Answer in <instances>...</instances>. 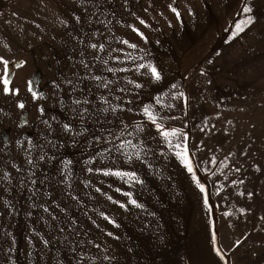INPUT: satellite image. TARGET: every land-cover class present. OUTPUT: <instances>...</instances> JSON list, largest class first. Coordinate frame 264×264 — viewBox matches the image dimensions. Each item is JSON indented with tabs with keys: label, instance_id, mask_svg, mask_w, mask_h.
<instances>
[{
	"label": "rangeland",
	"instance_id": "obj_1",
	"mask_svg": "<svg viewBox=\"0 0 264 264\" xmlns=\"http://www.w3.org/2000/svg\"><path fill=\"white\" fill-rule=\"evenodd\" d=\"M0 57V264H264V0H0Z\"/></svg>",
	"mask_w": 264,
	"mask_h": 264
},
{
	"label": "snow or ice",
	"instance_id": "obj_2",
	"mask_svg": "<svg viewBox=\"0 0 264 264\" xmlns=\"http://www.w3.org/2000/svg\"><path fill=\"white\" fill-rule=\"evenodd\" d=\"M169 7L171 8L172 12L175 13V15L177 16V18H179L180 13H179L178 9L175 8V7H172V5H169ZM251 11H252V9L250 7H248L247 5H245V7L243 8V12L244 13H250ZM76 19H77V21H79L80 18L79 17H76ZM137 19H139V17H137ZM252 22H253V17H251V16H248L247 19H241L239 22H237L235 24V30L236 31L233 32V36H236L238 33L243 32L244 29H245V26L251 24ZM139 23L141 25L146 26V27L148 26L143 19H139ZM133 31L141 39L146 40V37L144 36L143 32H141L139 30V28L133 27ZM93 35H95V33H93ZM122 43L128 45L130 48H136L137 47L136 44L130 43L128 40H123ZM86 47H89V48H91L93 50H97L98 49L99 51H104V49H105V45L104 44H97V43H89L88 45H86ZM93 58L94 59H97L98 57L94 56ZM0 62H3V65L5 67V74L2 77H0V83L3 84V91H4V93L7 94L10 91L13 92L14 94L15 93H18V89H10L9 88L10 80H9L8 73H7V68H8L9 62L7 60H5L3 57H0ZM80 63L84 66V68H86V69L88 68V64H86L83 60H81ZM105 63H107V61H105ZM138 67L143 68L145 66L143 64H141ZM148 68L150 69L152 76L156 80H159L161 78L160 73H159V71L157 70L156 67H154L152 65H148ZM121 70L127 71V69H121ZM108 71L115 72L116 70L109 68ZM93 78L95 80H97V81H102V77H100V76H95ZM68 83H71V81H68ZM129 83H133V82L132 81H129ZM28 84H29L28 90L30 92H32L33 98H37L38 95H41V94H39V93H37L36 91L33 90V88H32V82L31 81H29ZM100 86L101 85H97V87H100ZM102 86L105 87V88H107L108 84L107 83H103ZM57 87H58V85H57ZM136 87H141V85L136 84ZM172 87H175V85H173ZM120 91H124V89H120ZM181 95H183V94H181ZM100 99L103 100L105 104H108L109 103L103 96H101ZM73 103L76 104V105H80V104H88L89 101L87 99H85V100L76 99V100L73 101ZM18 106L20 108H23L24 107L23 103H20ZM73 110L75 111V109H73ZM112 110L115 111L116 109L113 108ZM40 111L43 112V109L41 108ZM87 111H88L87 108H83L82 109V112H84V113H86ZM101 111L107 112L108 109L107 108H104V109H101ZM129 111H131V109H129ZM143 114L151 121L152 125L155 126V128L158 131V133L167 140V138L170 135L169 130L166 129L162 123H159L158 122L157 117L155 116V114L153 113V111L150 110V108L148 106H145L143 108ZM81 118L83 119V116H81ZM45 123H47V121H45ZM49 127H50V125H49ZM137 127L139 128L140 126L137 125ZM63 128H64L65 131H71L70 124H64L63 125ZM125 128H127V125H125ZM180 131L181 130H179V129H172L171 130V133L174 134V133L180 132ZM95 139L96 140H99L100 137H96ZM17 143H19V141H17ZM168 143H169V146H171V141H168ZM29 144L31 145V141H29ZM125 145H129V146L135 147L134 145H131V141L122 140L120 142V147L122 148ZM31 146L32 147H35V145H31ZM176 147L179 148L180 145L178 144V145H176ZM119 150H120V148L117 149V151H119ZM176 155L178 157H180L184 161V163H185V165L187 167V170L190 173H193V179L196 180L197 186L200 188L201 192H203L205 190V186L203 184H201L200 181L196 178L195 173H194V170H193V167H192L191 163L188 160V157L186 155V152L185 153H181V152L177 151L176 152ZM137 158L139 159V153H137ZM38 159L39 160H44L45 159V156L44 155H40L38 157ZM28 163L29 164H32L33 161L31 159H29ZM68 163H70V162H68ZM13 167H15V165H13ZM89 171H92V169H89ZM237 171H239V169H237ZM104 174L105 175H115V176H128V177L136 178V173L135 172H123V171H120V170L112 171L111 169H109V170L105 171ZM8 175L9 174H7V173L5 174L6 178H7ZM32 183H35V181H32ZM248 195L251 196L252 194L249 193ZM109 199H111V197H109ZM205 202L207 203V198H205ZM131 203L134 204V205L137 204V202L135 200H132ZM137 206H139V205H137ZM121 207H125V205L121 204ZM44 211L47 212L48 209L47 208H44ZM53 218L55 219V217H53ZM105 219H107V217H105ZM262 219H264V217H262ZM61 231H63V229H61ZM108 235L109 236H112L113 234L111 232H109ZM44 243L47 244L48 241L45 240ZM237 243H239V241H237ZM95 247L97 249H99L100 248V245L99 244H96ZM217 253L219 254V249H217ZM97 259H99V257H97V256H89L86 253H84V254H81L80 255L79 260H78V264H81V262H84V261H86L87 264H95V262L97 261ZM110 259H111V257L109 255H107V254H105V255L102 256V260L103 261H108Z\"/></svg>",
	"mask_w": 264,
	"mask_h": 264
},
{
	"label": "crops",
	"instance_id": "obj_3",
	"mask_svg": "<svg viewBox=\"0 0 264 264\" xmlns=\"http://www.w3.org/2000/svg\"><path fill=\"white\" fill-rule=\"evenodd\" d=\"M214 29H215V28H214ZM215 40H216V39H215V37L213 36V37H211V39H210L209 41H206V42L204 43V45H205V44H209V43H214ZM209 48H210V47L208 46V47H207V51H208Z\"/></svg>",
	"mask_w": 264,
	"mask_h": 264
}]
</instances>
